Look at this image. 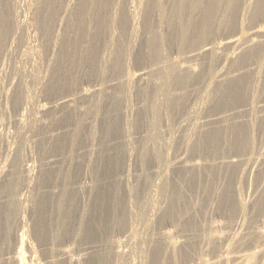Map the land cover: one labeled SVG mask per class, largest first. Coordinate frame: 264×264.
I'll list each match as a JSON object with an SVG mask.
<instances>
[{
  "label": "bare ground",
  "instance_id": "6f19581e",
  "mask_svg": "<svg viewBox=\"0 0 264 264\" xmlns=\"http://www.w3.org/2000/svg\"><path fill=\"white\" fill-rule=\"evenodd\" d=\"M21 4L22 0H0V142H5L1 125L5 124L6 111L12 110L18 141L72 137L68 152L71 164L57 171L62 179L53 192L55 204L52 202L47 221L26 229L20 192L30 178V163L18 156L10 163L2 161L0 264H36L41 256L49 257L47 264H54L55 256L68 264H84L83 258L73 257L76 248L62 242L70 235L76 238L84 234L82 230H89L91 222L97 235L121 223L125 226L131 200L142 207L138 218L148 213L153 223L157 220L171 226L156 238L157 245L175 250L184 243L179 235L190 231L197 242L230 243L225 257L230 261L237 252L236 247L231 248L243 244L251 233L249 242H257L264 250V0H36L35 11L41 15L36 37L48 63L44 74L36 66L37 50L26 47L27 22L21 19ZM67 37L74 45L66 44ZM16 51L30 68L25 63L15 67L17 80L6 88V59ZM68 60L73 65L71 71L65 65ZM77 72H81L79 77ZM37 95L47 102L36 105ZM133 96L137 97L136 105ZM197 99H201L199 103ZM29 107L32 114L26 113ZM128 110L135 113L133 118H127ZM213 128L226 134L224 144L212 136ZM188 129L189 133L200 129L196 139H191V134L187 138ZM173 130L182 133L184 140L179 143L185 152L189 150L188 156L178 151L172 160L165 152L168 146L172 150L177 139L171 134L173 140H166L163 131ZM130 133L143 134L135 137L141 174L131 188L120 174L126 172L122 159L134 154ZM117 134L123 138L130 135L124 145H131L116 147L110 156L108 141ZM100 135L105 142L99 152L105 158L101 174L112 170L115 176L110 187L112 210L94 223L85 214L80 220L69 204L79 164H74L78 156L75 149L81 148V137L92 140ZM160 175L161 183L155 186L157 197L163 195L165 200L161 206L154 192L150 200H144L152 179ZM220 175L221 186L217 182ZM122 185L124 196L119 192ZM96 191L99 195L101 189L97 186ZM96 198L99 209L108 205L104 197L98 200L96 194ZM212 203L218 211H210ZM220 213L225 214L224 221L209 220V214ZM250 223L254 225L251 229ZM133 231L127 232L128 238ZM124 243L119 240L110 247L115 253L126 254L127 250H121ZM262 250L244 255L242 264L264 255ZM89 252L97 250L91 246Z\"/></svg>",
  "mask_w": 264,
  "mask_h": 264
},
{
  "label": "rangeland",
  "instance_id": "374dc122",
  "mask_svg": "<svg viewBox=\"0 0 264 264\" xmlns=\"http://www.w3.org/2000/svg\"><path fill=\"white\" fill-rule=\"evenodd\" d=\"M35 2H36V0H22V4H21L22 9H20V12L22 11L21 12V16H22L21 19H25L27 22L26 36H27L28 42L26 41L27 42L26 47H32L33 52H36V50H37V52L34 55L36 58L35 59L36 60V66L38 67L39 70L43 71V74H44L46 72V66L48 63L46 62V60L44 59V56H43L44 53H43L42 43H41V41H39L37 39L38 35H36L40 32L39 31L40 28H39L38 24H39V20L41 19L40 18L41 15H40V12H38V9H37V11H35ZM32 6H33V9L31 8ZM30 19H34V20H32V22L30 21L31 23H29L28 21ZM33 23H35V24L33 25ZM27 34H29V35H27ZM34 35H35V37H34ZM29 43L30 44L33 43L32 45H35V46H32ZM67 43H72L74 45V41L69 39L68 37H67L66 44ZM23 45H25V44H23ZM24 47L25 46H23L21 48V50H23ZM33 47L35 49H33ZM38 47L40 50H38ZM40 51H42V52H40ZM38 52L42 57H40L38 55ZM19 54H20V52L16 51L12 56H10L11 58L9 57L6 59V67L9 70L8 76L5 77L6 82L4 81V83H5L4 85L6 86V88L8 86H9L8 88H10V85H9L10 81L12 82L14 79H15V81L17 80L18 76H16L17 73L15 71L16 70L15 67H18V65H22L23 63H25L24 65L26 66V64H27V66H28V67L26 66L27 69L30 68V64L28 63L26 58H24V56H19ZM36 54L38 57L36 56ZM69 56H70L69 58H71L73 55L70 54ZM20 57H22V58H20ZM39 57H40V59H39ZM42 60H43V63H41ZM69 61L70 60H68V63L65 65L67 68H68V66H70L69 69L71 71L73 65H71ZM131 62H132V67L133 68L135 67L137 69L136 62L134 60H132ZM40 64H41V66H40ZM13 66H14V69H13ZM13 74H14L15 78L13 77ZM80 74H81V72H77L78 77L80 76ZM93 83H94V85L96 84L95 82H91L92 85H93ZM33 87H35V88H33ZM31 88H33L32 90H34V89L36 90V86H31ZM37 97H38V95L36 96V105L38 103V106H40L44 101H46V100H43V96L38 97V98ZM37 99H39L40 101H38ZM200 100L197 99V101H195V102L199 103ZM133 102L136 105L137 97L133 96ZM36 105H35V107H36ZM25 109H26V113H28V114H32L34 111L32 107L25 108ZM6 112L7 113H6L4 121H3L5 124L1 125L2 130L5 131V133H4L5 134L4 135L5 136L4 137L5 142H0V147L3 144L2 147L0 148V163H1L0 165L3 166L5 164V162H8V160H9V163L12 162L13 158L16 156H18L19 159L23 160V162L25 159V162H24L25 164L30 163V171L28 173L30 178H28L27 181L25 180L26 186H24L22 188V191L20 192V197L24 203V206L22 204L21 213L23 214V216H25L24 218L26 221L25 222L26 229H28L32 225L35 228V226L37 227V225L40 224L41 222L43 223L44 221L45 222L47 221V218L51 213V209H52L51 207H53L55 204V202H54L55 199L53 198L54 197L53 194H55V193H53V192H57V185L60 182V180L62 179V177L60 176V173L58 172L59 173L58 174L57 171L59 170V168H60L59 171H62V170H64V168H67L71 164V162H70L71 158H69L68 152L71 149V143L70 142H71L72 137L71 138H56V139H41V140H35V139H33V137H29L27 139L28 141H26L27 143H25V141H18V139H19V136H17L18 130L16 129V125L14 123V120L13 121L11 120V117H13L12 110H10V112L9 111H6ZM127 115H128L127 118L132 117V116L134 117L135 113L133 114V113H131V111L128 110ZM11 121H12V123H11ZM204 129L209 130L212 128H204ZM213 129H215V128H213ZM199 130L200 129H194V131H193V129H192L193 132L190 131L191 133H189V129H188V131L186 132L187 138L190 137V134H191V137H193V138H191V137L190 138L194 139L197 136L196 134ZM215 130H217V131L215 132ZM215 130L212 131V136L219 137V141H221V143L224 144L222 137H225L226 134H222L220 129H215ZM218 131H220V132H218ZM170 132H172V133H169V131H163V137H165V138L167 137L166 140H169V138H171V140H173V138H175V139H177V141H176L177 143L176 142L174 143V145L172 146V150H170L171 147H169V146H168L169 148L167 147L168 150H166L167 148H165V152L166 153L169 152L171 154L170 157L172 160L175 157L174 155H176L175 153H177L178 151L182 152V154L186 153L185 156H188L189 150H188V152H185L184 151L186 149L185 146H183L182 143H179L182 140H184L183 138H181L182 133L179 130H175V131L173 130ZM218 133H219V136L217 135ZM130 134L132 137V138L130 137L131 138L130 140L132 141V145L134 144V147L131 145V142L129 143V145H126V146L124 145L125 139H127V137L129 138L130 135L123 138V137H119V135L117 134L114 138L111 139V141H108L109 146H110V150H109L110 156L114 155L116 147L118 148L119 146H122L123 148L126 149L127 146H129V148H130V145H131L132 148H130V151H131V149L134 148L133 149L134 154L132 152L130 157L127 158L125 156L122 159V156H120V158H119L120 162L122 159V161L125 163L126 172L124 174L121 171L120 174L123 178V182L126 185V187H128L131 184L129 188H131L132 186H135L138 183V180H140L139 179L140 174H141L140 157H138L139 156L138 155L139 150L137 148L138 143H136L137 141H135V137L137 136L139 138L143 135L142 133H136V134L130 133ZM171 134L174 135V137ZM255 134H257V131H255ZM7 136H8V138H7ZM178 138H179V140H178ZM92 140L88 136L81 137V139H80L81 148H79V150H78V148L75 149V155H77V151H78V156L76 157V159H74V164L77 165V162L79 164L77 165L78 171L76 172L75 177H73L72 182H71V186L73 187V189H72L71 203L69 205H70V211L73 212V210H76V213H77L76 216L79 215L80 220L82 218V215L85 214L87 219L89 218L91 221H93L95 223L96 221H98L99 218H103L106 213H109L107 211L112 210V207H111L112 203L111 202L113 200H112V198H110L111 193H112V190L110 187H112V185H113L112 180H113V176H115V175H114L112 170L104 172L103 175L101 174V170L103 168L102 163L104 162V159H105L103 156L99 155L100 148L105 143L103 136L102 135L97 136L96 139H94L95 141L93 140L94 141L93 143H95V144H93L91 142ZM7 141H10V142H7ZM178 143H179L180 147L176 148V147H178L177 146ZM198 144H201L200 140H199ZM4 145H5V147H4ZM226 147H228V145ZM90 148L93 150H90ZM88 150H89V152H87ZM90 152L92 154H90ZM87 153H89V154L87 155ZM233 153L234 152H231V154H233ZM203 154H206V152H203ZM67 155H68V157H67ZM88 156L93 157L92 158L93 161L92 160L90 161L88 159L89 158ZM131 157H132V160H131ZM112 158H115V156H113ZM197 158L201 159V157H197ZM5 159H7V160H5ZM171 159H170V161H171ZM63 160H64V162H63ZM2 161H5V162H2ZM69 162H70V164H69ZM123 162H122V165L124 164ZM63 163H65V164H63ZM127 167L128 168L130 167L131 171H129V169ZM34 169H35V171H34ZM100 174H101V177H100ZM30 175L33 177L31 178ZM170 177L173 178V175L170 174ZM222 177L223 176L220 175L218 178L217 182L219 183V186H221L219 181L222 180ZM156 178L157 179L159 178V179L157 180ZM58 179H59V181H58ZM155 179H156V181H155ZM161 180H162L161 175L155 176L152 179V183H150V186H149L150 190L148 192H146L145 197H144L145 201H146V199H148V200L151 199V196H152L151 194H153V192L155 193V195L157 197L158 194L156 193V190H158V187L156 188V186L160 185ZM263 180H264V175H263ZM27 182H29V183H27ZM55 182H56V184H55ZM153 182L154 183L156 182V183L154 184ZM28 184H31V185L28 186ZM92 185L95 187L94 189H92L93 188ZM97 186H98V189H101L99 195L97 192L98 190L96 191ZM153 186H154V188H153ZM152 189H154V190H152ZM0 190H2L1 187H0ZM124 190H125L124 185H122L119 189V192L121 191V193H122ZM0 194H1V191H0ZM96 194L98 196V200H101L100 198L104 197L105 200L108 201V205L102 207V209H99L98 202L96 201L97 200ZM147 194H149V196ZM123 196H124V192H123ZM156 199H158L159 206H161V204H163L165 202L163 195H161L160 197H157ZM122 202H126V201L122 200ZM129 202H131V203H130V205L127 204V208H128V213H131V214H130V216L127 215V223L125 224V226H121V224H123V223H121L120 226H118V227H116V226L113 228L109 227L108 233H106V229H105L102 233L103 235L102 234L97 235L96 231H94V232L92 231L94 224H92V222H91V228L89 229L90 231L83 229L82 230L83 232H82L80 230L82 233L86 234L85 236H84V234H82V235H79L75 238L72 235H70V238L67 241L62 242V244H66V245H68V247L73 248V249L75 247L76 251L73 253V257L74 258L75 257L83 258L86 261L84 264H242L243 263L242 258L244 257V255H249V253H251V251H253V250L260 251L263 249V248L258 246L257 242H255L253 240H251L249 242V238L251 237V233L248 234L243 239L244 240L243 244L238 243L236 246L231 248V249H235V247H236L237 252L234 253L236 255V257L230 259V261L228 259H225V257L227 256V254H226L227 247H228L227 245H229L230 243L228 244V243L213 242V243L208 244L207 242L206 243L205 242L204 243L203 242H197L194 239H192L193 237H192V233L190 231L182 232L179 235V238L181 240H183L184 243L182 245L177 246V248L175 250L166 248V247H164V245H157L156 244V242H157L156 238H158V236L161 234L162 230L171 229V226L168 224H164L163 222L159 223V221L157 222V220L155 223H153L151 221L152 215L148 214V213L146 216L142 215L143 216L142 217L140 215L138 218V212L140 213V209L142 207L139 204H136L133 200H131ZM52 204H53V206H52ZM122 205H123V203H122ZM165 205H167V204L165 203ZM210 205H211V207H210ZM210 205H209L210 211L211 210H217L216 204L214 206H213V203ZM165 208H166V206H165ZM219 212H222V211H219ZM132 216H134V217H132ZM134 218H135V220H134ZM155 218H157V216H155ZM201 218L202 217H199V219H197V221L200 222ZM225 219H226V217H225V214H223V213L209 214V220H212V223H216L217 221H224ZM251 225H253V224L250 223V229H251ZM74 227H76V224L74 225ZM106 227H108V226H106ZM131 229H134V231H133L134 235L131 238H128L129 236H128L127 232H129ZM135 230H136V232H135ZM231 230L233 231L234 227H232ZM92 232H93V235H91ZM69 234H70V232H68L67 235H69ZM124 237H126V238H124ZM30 238L33 240V242H35L32 236ZM73 239H74V241H73ZM119 240L125 241L124 245L121 247V250L122 251H124V249H125V251L127 250L126 254L122 253V252H119L120 254L115 253L113 251V247L112 248L110 247L111 244H113L115 242L118 243ZM47 241L50 243V237H48ZM102 243H104V244H102ZM131 243H134V244L132 245ZM135 244H137V245H135ZM129 245H131V247ZM91 246H93L97 250V253L89 252L91 249ZM104 250H105V252H104ZM106 250H108V251H106ZM164 251H166V252H164ZM262 251H264V250H262ZM116 254L119 256L117 257ZM35 258H37V256ZM48 258L49 257L41 256V257H39V259L36 260L37 261L36 264H47L46 260ZM53 258H50V260L53 259V261L55 262L54 264H68V262L62 261L59 258V256H57V257L55 256ZM96 259H99V261ZM207 260H208V262H207ZM253 261L254 260H251V261H249V263L250 264H264V255H260L259 257H256V260L254 262ZM29 263L30 262L27 261V264H29ZM71 264H73V263H71Z\"/></svg>",
  "mask_w": 264,
  "mask_h": 264
}]
</instances>
